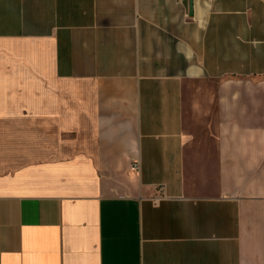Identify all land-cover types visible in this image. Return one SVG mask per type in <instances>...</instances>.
<instances>
[{
	"label": "crops",
	"instance_id": "crops-1",
	"mask_svg": "<svg viewBox=\"0 0 264 264\" xmlns=\"http://www.w3.org/2000/svg\"><path fill=\"white\" fill-rule=\"evenodd\" d=\"M193 1L0 0V264H264V0Z\"/></svg>",
	"mask_w": 264,
	"mask_h": 264
},
{
	"label": "rangeland",
	"instance_id": "rangeland-1",
	"mask_svg": "<svg viewBox=\"0 0 264 264\" xmlns=\"http://www.w3.org/2000/svg\"><path fill=\"white\" fill-rule=\"evenodd\" d=\"M259 80H263L264 81V78H262V79H259ZM211 83H206V82H204V81H199V80H195V81H193V82H191V83H189L188 84V92H186L187 94H186V96H187V98H189L190 100L194 97V91H193V88L194 87H199V86H208V85H210Z\"/></svg>",
	"mask_w": 264,
	"mask_h": 264
},
{
	"label": "built area",
	"instance_id": "built-area-1",
	"mask_svg": "<svg viewBox=\"0 0 264 264\" xmlns=\"http://www.w3.org/2000/svg\"><path fill=\"white\" fill-rule=\"evenodd\" d=\"M134 170H138V166L137 164L133 166ZM158 191H159V197H157L155 199V203H157L159 200L163 199L165 197V186H160L158 187Z\"/></svg>",
	"mask_w": 264,
	"mask_h": 264
},
{
	"label": "water",
	"instance_id": "water-1",
	"mask_svg": "<svg viewBox=\"0 0 264 264\" xmlns=\"http://www.w3.org/2000/svg\"><path fill=\"white\" fill-rule=\"evenodd\" d=\"M194 12V1L190 0V14L192 15Z\"/></svg>",
	"mask_w": 264,
	"mask_h": 264
}]
</instances>
